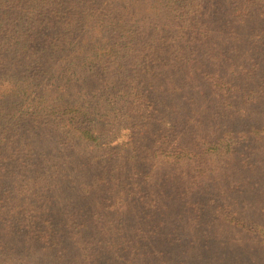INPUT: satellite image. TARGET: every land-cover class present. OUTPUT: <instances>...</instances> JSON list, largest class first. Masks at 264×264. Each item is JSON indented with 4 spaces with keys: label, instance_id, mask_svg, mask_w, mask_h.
Returning a JSON list of instances; mask_svg holds the SVG:
<instances>
[{
    "label": "trees",
    "instance_id": "obj_1",
    "mask_svg": "<svg viewBox=\"0 0 264 264\" xmlns=\"http://www.w3.org/2000/svg\"><path fill=\"white\" fill-rule=\"evenodd\" d=\"M0 264H264V0H0Z\"/></svg>",
    "mask_w": 264,
    "mask_h": 264
},
{
    "label": "rangeland",
    "instance_id": "obj_2",
    "mask_svg": "<svg viewBox=\"0 0 264 264\" xmlns=\"http://www.w3.org/2000/svg\"><path fill=\"white\" fill-rule=\"evenodd\" d=\"M116 139L119 141L121 139V137L117 135L116 136Z\"/></svg>",
    "mask_w": 264,
    "mask_h": 264
}]
</instances>
